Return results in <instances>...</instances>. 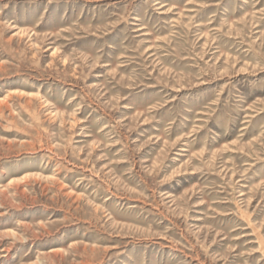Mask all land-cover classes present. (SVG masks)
Segmentation results:
<instances>
[{"label":"rangeland","instance_id":"rangeland-1","mask_svg":"<svg viewBox=\"0 0 264 264\" xmlns=\"http://www.w3.org/2000/svg\"><path fill=\"white\" fill-rule=\"evenodd\" d=\"M0 264H264V0H0Z\"/></svg>","mask_w":264,"mask_h":264}]
</instances>
